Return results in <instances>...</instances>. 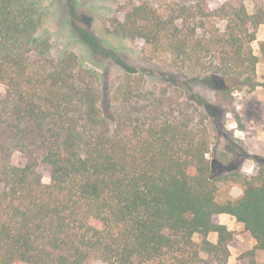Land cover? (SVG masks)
I'll use <instances>...</instances> for the list:
<instances>
[{"label": "trees", "instance_id": "16d2710c", "mask_svg": "<svg viewBox=\"0 0 264 264\" xmlns=\"http://www.w3.org/2000/svg\"><path fill=\"white\" fill-rule=\"evenodd\" d=\"M42 25L29 0H0V264H228L222 214L264 264V173L217 171L207 154L218 137L193 103L138 74L103 88L75 54L51 53ZM261 26L264 0L141 1L119 6L105 31L205 80L236 117L234 95L264 88Z\"/></svg>", "mask_w": 264, "mask_h": 264}, {"label": "rangeland", "instance_id": "374dc122", "mask_svg": "<svg viewBox=\"0 0 264 264\" xmlns=\"http://www.w3.org/2000/svg\"><path fill=\"white\" fill-rule=\"evenodd\" d=\"M43 17L41 36L51 44V53L59 56L63 53L76 55L80 65L94 72L100 78L103 88L124 74H138L145 79V88L158 92L165 88L167 95H180L182 100L193 103L199 112L209 117L212 124V136L218 137L216 144L207 157L214 168L228 171L230 167L251 174L256 170L264 173V88H258L251 94L236 93L235 107L237 116L225 114L215 104V90L205 80H190L156 60L146 58L140 48L126 39L107 34L105 22L116 9L128 2L148 1L186 2L191 0H29ZM223 1V0H220ZM264 40V26L258 29L253 51L259 56V44ZM257 75L264 83V65L257 67ZM4 90L0 84V92ZM238 120V123L236 122ZM14 164L21 163L19 153L12 157ZM217 170V171H218ZM43 182L49 178L43 175ZM229 196L237 198L241 194L239 186L230 184ZM216 220L233 232L228 245V264H262L263 254L254 250L255 242L244 231L243 225L234 218L226 216ZM197 239V237H195ZM216 242L217 235L208 236Z\"/></svg>", "mask_w": 264, "mask_h": 264}, {"label": "crops", "instance_id": "0c3cea01", "mask_svg": "<svg viewBox=\"0 0 264 264\" xmlns=\"http://www.w3.org/2000/svg\"><path fill=\"white\" fill-rule=\"evenodd\" d=\"M226 216H228V215L222 214V215H219V218L222 219V220H224V221H225V220H226V221H227V220L229 221V219H227ZM228 217H229V218H232V217H230V216H228Z\"/></svg>", "mask_w": 264, "mask_h": 264}]
</instances>
